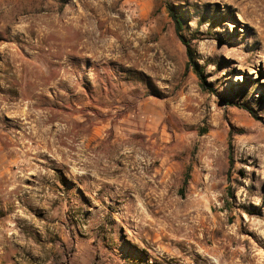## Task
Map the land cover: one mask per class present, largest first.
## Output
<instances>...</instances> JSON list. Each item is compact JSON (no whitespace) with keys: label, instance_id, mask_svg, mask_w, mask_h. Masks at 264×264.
<instances>
[{"label":"rangeland","instance_id":"374dc122","mask_svg":"<svg viewBox=\"0 0 264 264\" xmlns=\"http://www.w3.org/2000/svg\"><path fill=\"white\" fill-rule=\"evenodd\" d=\"M0 237V264H264V0H0Z\"/></svg>","mask_w":264,"mask_h":264},{"label":"trees","instance_id":"16d2710c","mask_svg":"<svg viewBox=\"0 0 264 264\" xmlns=\"http://www.w3.org/2000/svg\"><path fill=\"white\" fill-rule=\"evenodd\" d=\"M170 15H171V17L174 20V23H175V25H174L175 26V31H176V33H177V35H178L181 43L184 45L185 51H186V54H187V57H188V62L186 64V69L188 70L190 67H192L195 75L199 79V83H200V86H201L202 90H204V91H211V89L207 85L206 78L203 75L202 69L198 68L197 67V64L193 63V50H192V48L190 46L189 41L186 40L183 37V35L181 34L182 25H181L180 20L177 19V16L175 14H173L172 12H170ZM231 165H232V163L229 162V167H231ZM187 179H188V176H187V174H185V176L183 178V185L186 184Z\"/></svg>","mask_w":264,"mask_h":264},{"label":"bare ground","instance_id":"6f19581e","mask_svg":"<svg viewBox=\"0 0 264 264\" xmlns=\"http://www.w3.org/2000/svg\"><path fill=\"white\" fill-rule=\"evenodd\" d=\"M52 23V22H51ZM51 25V24H50ZM49 26V25H48ZM46 32V31H45ZM45 38V37H44ZM63 47V46H62ZM253 71V70H252ZM252 71H250V72H252ZM16 188V187H15ZM11 190V189H10ZM13 190V189H12ZM1 238V237H0ZM4 238V237H3ZM5 240V239H4Z\"/></svg>","mask_w":264,"mask_h":264}]
</instances>
